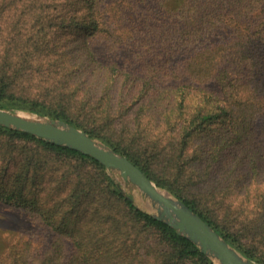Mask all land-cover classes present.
Instances as JSON below:
<instances>
[{
	"label": "trees",
	"instance_id": "trees-1",
	"mask_svg": "<svg viewBox=\"0 0 264 264\" xmlns=\"http://www.w3.org/2000/svg\"><path fill=\"white\" fill-rule=\"evenodd\" d=\"M0 107L103 139L264 264V0H0ZM0 198L52 229L0 233V264H214L96 158L1 124Z\"/></svg>",
	"mask_w": 264,
	"mask_h": 264
},
{
	"label": "water",
	"instance_id": "water-1",
	"mask_svg": "<svg viewBox=\"0 0 264 264\" xmlns=\"http://www.w3.org/2000/svg\"><path fill=\"white\" fill-rule=\"evenodd\" d=\"M0 124L29 132L47 141L74 148L96 158L126 184L138 188L156 206L157 212L141 209L131 195L124 193L138 208L173 226L220 264H259L233 246L183 200L159 187L128 156L74 124L62 119L37 116L3 107H0ZM117 185L121 188L119 183Z\"/></svg>",
	"mask_w": 264,
	"mask_h": 264
},
{
	"label": "rangeland",
	"instance_id": "rangeland-1",
	"mask_svg": "<svg viewBox=\"0 0 264 264\" xmlns=\"http://www.w3.org/2000/svg\"><path fill=\"white\" fill-rule=\"evenodd\" d=\"M97 47H98V49H100L102 51V48L100 47V45ZM102 53H103V51H102ZM124 56H125V58H127L128 53L125 52ZM124 59L122 60L123 64L125 63ZM38 79H39V76L34 75V81L28 80V82L32 86V88L36 87V83H37ZM31 90H36V89H31ZM32 96H34V94ZM7 108H9V107H7ZM10 109L20 110V111H23L26 113H31V114L37 115V116L39 115V116L54 118V117H51L50 115L39 114V113H36L33 111L21 109V108H13V107L11 108L10 107ZM56 119H59V118H56ZM95 138L106 143L110 147H112L110 144L105 142L103 139H101L99 137H95ZM106 171L111 176L112 180L115 182L116 185L119 183L121 188H119V187L118 188L121 190V192L123 194L126 193V194H129L133 197L134 202L136 203V205L138 207H140L141 209H143L145 211L157 212L156 206L154 204H152V202L149 200V198L146 197L138 188H134L133 186L126 184V182H124L121 178H119L114 172H111L107 167H106ZM161 188L169 191L167 188H164V187H161ZM169 192L172 195L176 196L171 191H169ZM177 198H179V197H177ZM41 219L42 218L40 216H38V212L36 209H31L29 207L25 208L23 206H19L15 203H12V202H7V201L0 198V233L5 237V239L8 240L14 235L23 233L26 238H29L32 240V243H33L36 251H38L39 253H42L47 248V246L49 245V243L51 241V230L52 229L50 227L46 226L42 222ZM66 245H67L66 256L68 257L72 253L73 244L71 241L67 240ZM211 259L213 260L214 264H220L217 260H214L213 258H211ZM254 261H256L259 264H263L257 260H254Z\"/></svg>",
	"mask_w": 264,
	"mask_h": 264
}]
</instances>
